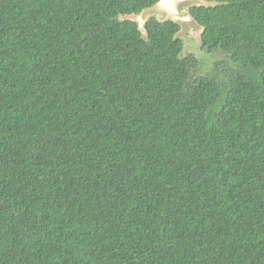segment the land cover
I'll return each instance as SVG.
<instances>
[{
	"label": "trees",
	"instance_id": "obj_1",
	"mask_svg": "<svg viewBox=\"0 0 264 264\" xmlns=\"http://www.w3.org/2000/svg\"><path fill=\"white\" fill-rule=\"evenodd\" d=\"M204 1L203 64L156 0H0V264H264V0Z\"/></svg>",
	"mask_w": 264,
	"mask_h": 264
},
{
	"label": "water",
	"instance_id": "obj_2",
	"mask_svg": "<svg viewBox=\"0 0 264 264\" xmlns=\"http://www.w3.org/2000/svg\"><path fill=\"white\" fill-rule=\"evenodd\" d=\"M217 5L216 2L204 0H156L152 7L144 9L141 13L124 15L121 19L137 23L144 38L147 36L146 25L150 19L156 18L160 23L170 20L180 28L176 38L184 39L188 35L201 46L204 28L192 16L190 9Z\"/></svg>",
	"mask_w": 264,
	"mask_h": 264
},
{
	"label": "rangeland",
	"instance_id": "obj_3",
	"mask_svg": "<svg viewBox=\"0 0 264 264\" xmlns=\"http://www.w3.org/2000/svg\"><path fill=\"white\" fill-rule=\"evenodd\" d=\"M183 40H185V43H186V51L188 52L187 54H194V55L196 54V57L200 58L204 64L206 62L204 59L205 55L201 53L200 45H198L197 42L194 41L192 38H190L188 35L185 36ZM215 54H216L217 60H220L221 55L219 53H215Z\"/></svg>",
	"mask_w": 264,
	"mask_h": 264
}]
</instances>
